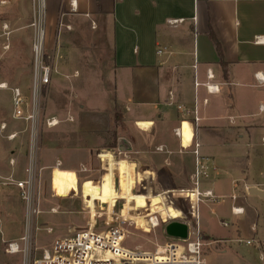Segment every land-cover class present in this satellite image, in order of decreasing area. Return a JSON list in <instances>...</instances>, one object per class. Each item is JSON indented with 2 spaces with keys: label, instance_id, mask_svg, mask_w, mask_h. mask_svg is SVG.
<instances>
[{
  "label": "crops",
  "instance_id": "0c3cea01",
  "mask_svg": "<svg viewBox=\"0 0 264 264\" xmlns=\"http://www.w3.org/2000/svg\"><path fill=\"white\" fill-rule=\"evenodd\" d=\"M128 1L50 0L49 13L57 27L55 46L50 51L52 81L57 75L69 77L71 60L81 59L83 53L62 38L58 43L61 26L71 33L73 23L69 20L76 15L90 19L91 29L101 25V20L113 19L110 68L99 76L102 81L105 74L110 76L114 103L109 112L79 115L78 121L70 107L64 120L59 119L63 126L56 128L86 136L88 141L76 145V140L66 137L64 146L60 141L52 145L51 156L53 149L65 147L66 151L53 157L60 163L53 167L63 169L55 171L65 174L72 170L71 166L62 167L60 159L68 164L78 160L86 169L83 177L77 176L78 182L80 178L87 180L88 173L98 172L101 161L113 158L107 152L95 153V146L114 151L127 144L129 150L121 152L137 161L138 172L149 168L154 173L149 183L154 191L185 189L191 184L195 169L192 150L198 143L208 173L199 181V190L210 191L213 196L198 204V227L211 243L210 253L217 259H234L236 264H264V83L255 77L259 74L264 78V0L199 1L196 5L193 0H145L148 8L142 13ZM174 19L184 22L169 26L167 21ZM24 55L31 59L30 47ZM27 69L23 65L16 76H25ZM208 71L212 79L207 78ZM207 85L217 86L218 92L208 93ZM194 110L197 122L193 120ZM178 129L180 137L175 135ZM117 164L118 170L127 165L121 175L120 198L126 200L127 209L124 214L133 202V209L145 207L144 196L130 195V165L114 161L111 166ZM113 170H107L106 177L111 173V178ZM55 175L53 171L51 176ZM56 178L51 187L67 194L65 184L61 188V178ZM95 178L99 182L101 177ZM101 186L78 183L77 190ZM111 196L112 180L108 199L102 196L97 200L106 202ZM168 209L169 216H178ZM236 209L238 214L233 213ZM135 221L144 228L140 219ZM171 223L184 226L185 232L180 233L187 234L182 219L169 222L165 228ZM215 227L225 228V233L219 234ZM203 258L208 264V258Z\"/></svg>",
  "mask_w": 264,
  "mask_h": 264
},
{
  "label": "rangeland",
  "instance_id": "374dc122",
  "mask_svg": "<svg viewBox=\"0 0 264 264\" xmlns=\"http://www.w3.org/2000/svg\"><path fill=\"white\" fill-rule=\"evenodd\" d=\"M128 2H130L131 7H138L137 11L140 13L148 8L145 0H130ZM49 3L50 0H46L44 22L46 63H50V51L55 46L57 32L56 21L53 20L49 13ZM34 14L32 0H0V87H5L3 89L0 88V264H19L17 257L9 256L5 253L4 242L17 239L21 236L23 230L24 204L20 199L14 182L23 180L26 177V170L32 158L31 131L29 123L13 119L12 95L10 91L16 88L21 90L28 105L26 113H30L33 104L31 96L32 53L31 59L29 57L26 59L24 51L29 49V47L30 50L32 49ZM69 22L73 23V31L66 33L64 26H61L58 43H61L62 38V41H67L69 46L83 50L82 58L72 59L69 68L70 74H67L69 77L64 78L57 75L49 86L42 88L40 95L36 99L38 111L36 145L39 150H37V154L36 151L34 154V181L37 197L42 194L45 200V204L40 207L45 212L38 221L41 228L37 239L39 247L50 245L55 237L70 231L71 228L77 229L78 221L85 218V199L90 197L92 201H95L102 196L108 199L112 180V176L110 178L111 173H108L101 188L85 187L82 189V187H79L77 190L78 183H82L83 186L97 185L94 183V176L101 177L102 173L98 171L94 175V172H90L87 180L80 178L81 181L78 182L77 176L83 177L86 173L78 160L73 159L68 164L65 163L64 158L60 159L63 164L62 167L71 166L75 173L72 170H68L65 174L55 171L62 172L63 169L54 168L56 167V162L53 157L66 153V151H63L65 147L63 149H53V156L49 154L51 146L58 144L59 141L64 146V138L66 137L76 140L77 142H74L76 145H80L82 142L86 143L85 141L86 139L88 141V138L76 133L71 134L69 131L65 133L64 130L60 129L63 125L58 128L47 129L45 127L47 118L58 117V119L64 120L68 109L71 107L73 117L78 121L79 115L90 117L93 113L105 114L109 112L114 103V84L110 81V76L105 74L103 81L99 76L100 72L104 70L107 73L110 68L113 19L109 17L106 20H101V25L97 24L96 29H91L90 19H85L81 16L76 15ZM23 65L28 69L23 73L25 76L20 78L16 74H19L18 70ZM74 72L76 73L72 76ZM25 79V82L22 81ZM78 105L83 106L84 109H79ZM3 125H5L4 131L1 129ZM9 134H16V137L9 141L7 140ZM93 151L95 153L107 152L110 154L111 149L95 146ZM113 162L114 159L111 157L105 159L104 163L108 167L107 170L114 168L111 166ZM117 166L119 167L118 164ZM126 166L125 164L120 166V175L125 174L127 171ZM53 171L61 178V188L65 184L64 186L68 189L67 194L65 193L66 195H62L61 190L58 191L57 189L56 191L51 187L53 182H57L56 175L55 177L53 176L54 178L51 176ZM76 191L77 194H75ZM53 194L55 197L51 196ZM173 201H175L174 206L176 209H181L186 213L187 203L185 201L177 199ZM87 202L92 204L91 201ZM56 205L60 207V213L51 214L46 212ZM120 209L121 205L119 204L116 211L119 212ZM201 221L203 222L202 215ZM165 226L145 231L131 222L126 223L123 226L126 231L124 249L143 252L153 251L157 246L168 240ZM44 227L52 228L53 232L47 233L42 230ZM201 228L205 230L203 227ZM215 228L219 234L223 235L225 233V228ZM209 233L215 236L214 233ZM207 242L206 240L204 243ZM202 253L208 258V264H236L234 259L224 258L222 260L215 258L210 253L209 246H204Z\"/></svg>",
  "mask_w": 264,
  "mask_h": 264
},
{
  "label": "built area",
  "instance_id": "2783aa9c",
  "mask_svg": "<svg viewBox=\"0 0 264 264\" xmlns=\"http://www.w3.org/2000/svg\"><path fill=\"white\" fill-rule=\"evenodd\" d=\"M196 5L199 1L214 2V1H230L238 2L240 0H193ZM34 9V37L32 42V85L31 96L33 100L30 113H26L27 102L21 90L11 89L12 95V115L13 119L23 120L30 124L31 131V153L32 158L26 170V177L23 180L15 181L14 185L19 192L21 201L24 204V222L23 230L20 237L17 239L6 241L5 253L9 256H15L19 259V264H205L202 248L209 246L211 243H204L205 239L202 236L198 227V204L206 199H212L210 191L200 192L199 181L208 177L207 167L202 163L199 156V144L195 143L192 154L195 157V169L191 177V184L188 188L170 190L166 192L154 191L149 183L154 179V173L149 169L137 171V161L131 160L127 153L120 150L109 152L115 162L126 161L131 169L132 186L130 188L131 196H144L146 198V206L143 208H135V202L131 203L129 211L125 212L126 200L121 199V175L118 166H114L112 172V196L106 202L100 200L92 201L89 198L85 199V218L79 220L78 228H71L70 231L57 236L53 239L50 245L39 247L37 243L38 233L41 228L38 221L45 211L40 207L45 204L42 194L37 197L34 181V154L39 147L36 145L37 135V116L36 99L40 95L42 88L49 86L52 81V68L50 63L45 61V5L46 0H32ZM184 22L183 19L168 20L169 26H177ZM211 73L207 72V78L212 79ZM257 81L262 84L264 78L255 75ZM207 92L212 94L218 92V87L214 85L206 86ZM178 109L181 110L179 107ZM184 114H189V111L184 110ZM193 120L198 121L195 110L193 111ZM71 121L69 117L67 119ZM62 121L55 117H50L45 120L47 129H54L60 125ZM5 130V125L1 128ZM175 135L180 137L181 133L175 131ZM16 134H9L7 140H13ZM98 154L97 156H99ZM96 156V157H97ZM57 166L60 163L56 162ZM139 166H142L138 162ZM107 165L101 161L100 169H96L102 173L100 181L94 183L101 186L106 175ZM136 170V171H135ZM86 169L84 168V172ZM77 193V192H75ZM174 199L182 200L187 203L186 213H180L175 208ZM91 201L92 204H89ZM153 201H156L153 204ZM121 205L118 211L117 206ZM172 208L177 212V217L169 216L167 210ZM58 205L53 206L48 211L49 213H60ZM87 210V211H86ZM239 210H233L234 214H238ZM135 218L140 219L144 223L143 230L151 231L161 226L172 222L175 219H182L187 226V235L184 239L167 240L162 245L157 246L151 252H143L139 250L130 251L124 249L123 244L126 238V231L123 227L126 223L138 224ZM226 226V223H222ZM47 233H52V228L44 227ZM239 244L242 241L238 242ZM247 245L250 242H245Z\"/></svg>",
  "mask_w": 264,
  "mask_h": 264
},
{
  "label": "water",
  "instance_id": "95a60500",
  "mask_svg": "<svg viewBox=\"0 0 264 264\" xmlns=\"http://www.w3.org/2000/svg\"><path fill=\"white\" fill-rule=\"evenodd\" d=\"M119 150L120 151H128L129 146L127 144H124L123 146L119 147ZM182 230H183V232H185L184 226L181 227L176 223H171L166 227V233L168 235H176L179 237L178 239L186 238L187 234L184 235V233L183 234L180 233V232H182Z\"/></svg>",
  "mask_w": 264,
  "mask_h": 264
},
{
  "label": "trees",
  "instance_id": "16d2710c",
  "mask_svg": "<svg viewBox=\"0 0 264 264\" xmlns=\"http://www.w3.org/2000/svg\"><path fill=\"white\" fill-rule=\"evenodd\" d=\"M216 49H217L218 56L220 57V61L222 63V58H221V54H220L219 47H218V44L217 43H216ZM221 65L224 68V74H225L226 73L225 65L223 63ZM113 147H115V146H113Z\"/></svg>",
  "mask_w": 264,
  "mask_h": 264
},
{
  "label": "bare ground",
  "instance_id": "6f19581e",
  "mask_svg": "<svg viewBox=\"0 0 264 264\" xmlns=\"http://www.w3.org/2000/svg\"><path fill=\"white\" fill-rule=\"evenodd\" d=\"M2 4H4V3H2ZM0 88L3 89V88H5V87H4V86H1ZM171 211H172L173 214H177V212L174 211L173 209H172Z\"/></svg>",
  "mask_w": 264,
  "mask_h": 264
}]
</instances>
